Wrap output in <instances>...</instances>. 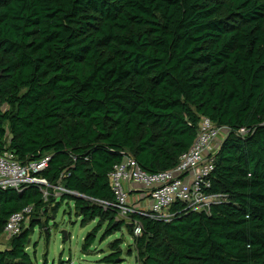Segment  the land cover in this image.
Instances as JSON below:
<instances>
[{
    "label": "trees",
    "instance_id": "1",
    "mask_svg": "<svg viewBox=\"0 0 264 264\" xmlns=\"http://www.w3.org/2000/svg\"><path fill=\"white\" fill-rule=\"evenodd\" d=\"M202 117L228 129L206 189L219 199L209 211L177 202L170 221L140 211L125 221L114 166L130 154L151 173L175 167ZM6 150L21 164L49 157L38 175L51 187L0 188V235L34 209L0 264H39L31 235L58 200L74 202L82 226L95 222L84 253L125 227L139 264H264V0H0ZM123 243L103 262L120 260Z\"/></svg>",
    "mask_w": 264,
    "mask_h": 264
},
{
    "label": "built area",
    "instance_id": "2",
    "mask_svg": "<svg viewBox=\"0 0 264 264\" xmlns=\"http://www.w3.org/2000/svg\"><path fill=\"white\" fill-rule=\"evenodd\" d=\"M223 128L217 127L209 118L202 117L199 123L198 134L191 147L184 152L175 167L161 172L151 173L142 169L130 154H124L121 162L114 166L109 174L110 187L115 195L119 208V215L126 217L135 212L128 203L131 191L142 186L146 190L149 209L144 214L157 219L170 221V208L177 202H183L187 210L209 211L212 204L219 197L206 193L210 187L209 175L214 169L215 157L221 142H217ZM240 135H245L242 128ZM49 157L40 161L21 164L12 151L6 150L0 154V188H15L23 190L28 184H38L45 197L49 195L51 187L48 180L40 175L48 165ZM55 196L66 191L63 187H54ZM135 208V207H134ZM33 207L13 213L6 222L4 234L10 239L18 235L22 227L27 225L33 213ZM134 234H142V225L136 223ZM64 264H77L65 259Z\"/></svg>",
    "mask_w": 264,
    "mask_h": 264
},
{
    "label": "rangeland",
    "instance_id": "3",
    "mask_svg": "<svg viewBox=\"0 0 264 264\" xmlns=\"http://www.w3.org/2000/svg\"><path fill=\"white\" fill-rule=\"evenodd\" d=\"M228 129L223 128L218 138V143L222 140L223 136H226ZM57 198V196H54ZM57 202H51L47 208L46 216H43V221L46 220L44 228H40L37 224L33 234L31 235V241L29 246V252L32 260L41 264L45 257L49 263H57L60 256H63V260L69 258V261H73L77 264H108L103 262V258L110 252L111 243L118 238H122L124 243L122 244L123 256L120 260H117L115 264H139L135 259V254H127L126 249L130 244V237L126 228L122 229V232L115 233L111 237L102 241L99 236L96 239L91 252L84 253L82 251L83 239L87 233L94 227L95 222H91L87 225H81V217H77L74 209V202L72 200H65L59 204ZM128 203L131 207H135L133 200H129ZM135 211H137V208ZM143 212L142 210H139ZM128 216V215H127ZM125 217V221L129 220V216ZM130 221V220H129ZM128 221V222H129ZM5 237L0 236V245L6 244Z\"/></svg>",
    "mask_w": 264,
    "mask_h": 264
},
{
    "label": "crops",
    "instance_id": "4",
    "mask_svg": "<svg viewBox=\"0 0 264 264\" xmlns=\"http://www.w3.org/2000/svg\"><path fill=\"white\" fill-rule=\"evenodd\" d=\"M224 137L225 136L222 137V140ZM130 200H133V203H135L134 205H135V208H137V211H139V210L146 211L149 209L150 201H148V197L146 195V190L143 189L142 186H137V189H134V191H131ZM0 236L5 237V239L8 243L9 238L4 234V232ZM7 243L4 245H0V249H4L7 246ZM60 258H63V256H60Z\"/></svg>",
    "mask_w": 264,
    "mask_h": 264
}]
</instances>
